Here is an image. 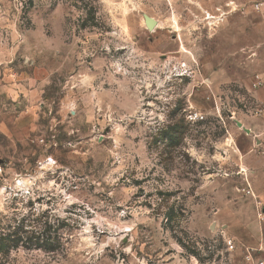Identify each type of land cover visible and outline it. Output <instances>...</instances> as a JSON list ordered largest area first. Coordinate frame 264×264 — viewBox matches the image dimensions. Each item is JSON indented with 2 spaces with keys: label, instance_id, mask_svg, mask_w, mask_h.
Instances as JSON below:
<instances>
[{
  "label": "rangeland",
  "instance_id": "1",
  "mask_svg": "<svg viewBox=\"0 0 264 264\" xmlns=\"http://www.w3.org/2000/svg\"><path fill=\"white\" fill-rule=\"evenodd\" d=\"M255 1L0 0V264L264 260Z\"/></svg>",
  "mask_w": 264,
  "mask_h": 264
},
{
  "label": "trees",
  "instance_id": "2",
  "mask_svg": "<svg viewBox=\"0 0 264 264\" xmlns=\"http://www.w3.org/2000/svg\"><path fill=\"white\" fill-rule=\"evenodd\" d=\"M25 223L23 220L18 222V227L15 229L17 234L15 233V238L11 239V234L3 235L0 237V253L7 254L9 249L12 247L18 246L26 247L28 244H32L34 241V245L45 248L48 252H57V248L60 244V237L57 234V229L54 230V233H46V229H39L38 231L26 230Z\"/></svg>",
  "mask_w": 264,
  "mask_h": 264
},
{
  "label": "built area",
  "instance_id": "3",
  "mask_svg": "<svg viewBox=\"0 0 264 264\" xmlns=\"http://www.w3.org/2000/svg\"><path fill=\"white\" fill-rule=\"evenodd\" d=\"M253 9L257 12L264 13V0H256L253 4ZM219 12L218 15H213L211 13H205V21L209 25L219 24V22H222L225 19V16L227 13L224 11H220V9L217 10ZM261 86H264V73L258 74L254 78L253 87L254 89L260 88ZM256 116L264 118V104H261L260 107L255 111ZM200 119V115L197 113H189L187 115V120L191 122H196ZM258 217L260 219H264V209L261 210V212L258 213ZM251 260V258H250ZM252 264H264V260L257 259V260H251Z\"/></svg>",
  "mask_w": 264,
  "mask_h": 264
},
{
  "label": "crops",
  "instance_id": "4",
  "mask_svg": "<svg viewBox=\"0 0 264 264\" xmlns=\"http://www.w3.org/2000/svg\"><path fill=\"white\" fill-rule=\"evenodd\" d=\"M260 98H264V89L261 90L260 92ZM258 138V143L260 144V146L263 148V152H264V132H260ZM259 164L258 165V170H259V173L258 175H262V177L264 178V153L260 155V160L258 162ZM260 196L262 198V201H263V204H264V184L262 183V185L260 186ZM262 202H261V205H263ZM252 250H254L255 252H260V250L264 249V242H262L261 245H259V242H258V239H255V243L254 244H250Z\"/></svg>",
  "mask_w": 264,
  "mask_h": 264
},
{
  "label": "water",
  "instance_id": "5",
  "mask_svg": "<svg viewBox=\"0 0 264 264\" xmlns=\"http://www.w3.org/2000/svg\"><path fill=\"white\" fill-rule=\"evenodd\" d=\"M144 23H145V26L147 27V29L150 31H152L154 29V27H156V22L148 16H144ZM236 125L238 128L243 129V126L240 122H236ZM245 132L247 134H249L250 130L245 129Z\"/></svg>",
  "mask_w": 264,
  "mask_h": 264
},
{
  "label": "bare ground",
  "instance_id": "6",
  "mask_svg": "<svg viewBox=\"0 0 264 264\" xmlns=\"http://www.w3.org/2000/svg\"><path fill=\"white\" fill-rule=\"evenodd\" d=\"M154 20V19H153ZM155 21V20H154ZM156 22V21H155ZM156 26H157V22H156Z\"/></svg>",
  "mask_w": 264,
  "mask_h": 264
}]
</instances>
